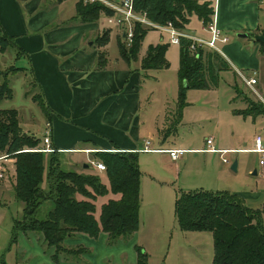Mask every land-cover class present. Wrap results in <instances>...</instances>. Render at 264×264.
Listing matches in <instances>:
<instances>
[{"label":"rangeland","instance_id":"rangeland-1","mask_svg":"<svg viewBox=\"0 0 264 264\" xmlns=\"http://www.w3.org/2000/svg\"><path fill=\"white\" fill-rule=\"evenodd\" d=\"M63 1L65 0H44L40 3L38 13H50L57 7L60 16L56 18L60 20L55 24L52 22L34 34L45 38L49 32L70 26L68 23H62L61 20H69L75 16L76 4L82 0H68L61 5L58 4ZM209 1L214 3V0ZM253 1L259 11V32L264 34V0ZM83 5L86 4L83 3ZM23 6L27 8L25 3ZM107 10L111 13L97 12L99 14L98 24L101 23L105 27L98 37H91L87 40L94 41L98 47L102 46L105 53L107 51L105 46L108 43L107 41L105 44V40L109 39L107 35H110V29H116L108 24V20L113 17L114 13ZM23 11L26 20L38 14L30 13L26 9ZM136 12L140 13L137 10ZM138 26L143 28L137 24L134 28ZM124 28L126 27L117 29L123 33ZM202 29L203 23L197 16H192L191 32L201 37ZM252 33L244 29L226 35L230 40L229 45L233 43L241 45L245 52L244 55L247 54L246 62L249 66H253L258 61L261 72L260 84L252 90L245 85L239 74L230 71L223 72L219 79L210 81L213 85L211 90L189 89L184 91V102H190L193 108L186 110L184 119L177 130L175 126L179 111L176 103L179 102L182 87L179 77L182 49L180 46L170 45V37L155 30L148 32L143 43L145 50L150 44L159 43L163 39V44L169 46L166 56L170 64L167 71L151 75L150 79L145 81L146 100L151 99V102L146 101V116L148 111L152 110L149 116L153 121L160 122L162 126L166 124L167 114L171 118L166 127L167 131L153 133L152 138L146 137V142H153L152 149L160 147L154 142H165V147L176 146L183 150L200 151L206 147V141L212 137L215 149L232 152L227 155L231 161L230 164H224L220 154L197 152L186 154L178 161H173L168 154H139L143 177L141 179L140 227L137 233L131 238H122L114 244H110L109 236L103 231L97 238H91L84 233H76L64 241L62 246L66 251L59 253L58 262H56L54 256L57 248L48 246L42 234H25L21 230H16V222L23 218V205L17 202L14 190H12L15 181L14 161L6 159L2 162L4 179L0 180V264H138L139 250L145 259L147 256V264H214L215 249L212 233L184 232L178 224L176 202L181 193L191 191H230L240 194L243 198L264 193V167L260 166L261 155L255 152H239V150L255 148L256 136L261 135L264 138V122L262 119L235 116L236 112H241L238 109L246 108L243 102L249 101L258 105L262 103L259 94L264 96V53L261 50V43L255 42L256 36ZM30 34H33L32 31ZM263 34L259 35L264 36ZM119 46L120 41L118 43L116 36L113 37L109 44L110 58L114 63L113 68L117 67L115 62L120 57L119 48L121 46ZM219 47H223L221 43ZM233 64L235 68L240 69V65L235 62ZM134 65V62L131 63V67ZM12 66L28 70L11 74L8 77L14 96L13 99L0 100V110L16 109L19 112L23 131L43 139L40 142L41 148H47L43 136L46 128L45 114L38 102L33 100L36 97L38 101H41L42 98L39 90L32 83L29 60L27 57L18 56L12 48L5 54L0 52V69L8 71ZM245 76L251 77L252 75L245 73ZM3 83L4 78L1 80V84ZM260 85L263 89L262 93ZM233 86L239 92L236 102L233 101L235 96ZM175 91L178 92V99L174 97ZM151 123L148 121L146 124ZM53 156L60 159L64 165L60 154L56 153ZM76 157L82 158L81 156ZM48 160L47 157V164ZM67 160L68 158L65 162ZM95 162L90 158L86 164L91 166ZM234 162L238 163L237 171L232 169ZM79 169L81 172V165ZM90 173L93 172L88 171L87 174ZM103 181L109 186L107 176L103 177ZM44 187H47L46 182ZM252 201L258 202V198ZM104 203L105 199L100 198L96 204V218L100 225ZM45 209L44 207L42 210ZM43 213L41 217L44 216Z\"/></svg>","mask_w":264,"mask_h":264},{"label":"trees","instance_id":"trees-1","mask_svg":"<svg viewBox=\"0 0 264 264\" xmlns=\"http://www.w3.org/2000/svg\"><path fill=\"white\" fill-rule=\"evenodd\" d=\"M134 6L152 22L160 25L172 23L181 31L186 29L194 15L204 27L212 23L215 15V8L208 0H134ZM101 11L111 13L101 4L83 5L80 2L77 4L76 19L82 23H96L99 20L97 12ZM148 31L138 26L134 30L131 46L120 43L121 47L126 48L122 50L119 46L120 55L125 61L131 63L138 60ZM108 40H105V44ZM191 45L190 40H181L180 110L185 106L184 91L210 90L213 87L210 81L219 79L222 72L231 69L218 52L203 47L192 51ZM10 48L18 56H25V52L16 45L14 37L9 36L0 23V52L5 54ZM168 48L164 44L150 46L141 61L142 69L168 70ZM27 70L15 66L8 71L0 69V100L13 99L14 93L8 77ZM29 72L32 73V70L29 69ZM3 78L4 83L1 84ZM235 91L239 96L238 89L235 88ZM33 100L38 102L43 113L49 117L50 109L44 99L38 101L35 97ZM246 103V110L237 112V115L264 117L263 103ZM40 142L39 138L24 133L16 109L0 110V157L5 156L14 161L15 181L12 190L17 202L23 205V218L16 222V230L25 234H42L48 246L57 248L54 256L56 262L59 253L66 251L62 246L64 241L76 233L97 238L103 231L109 236L110 244H114L122 238H131L139 230L142 172L138 153H96L106 167L109 188L91 166L81 173L67 169L60 159L53 156L56 151L41 152L43 148ZM88 171L93 173L87 174ZM110 193L113 197L102 206L100 225L96 218V204L98 199ZM44 207L46 209L43 211ZM176 214L184 232L212 233L214 264H264V201L260 208L253 209L246 205L239 194L228 191H191L178 196ZM140 251L138 264H147V256L145 259Z\"/></svg>","mask_w":264,"mask_h":264},{"label":"crops","instance_id":"crops-1","mask_svg":"<svg viewBox=\"0 0 264 264\" xmlns=\"http://www.w3.org/2000/svg\"><path fill=\"white\" fill-rule=\"evenodd\" d=\"M42 1L44 0H0V23L6 33L14 37L16 45L25 52L24 57H27L29 60L30 69L32 70L30 74L32 83L39 90L40 95L50 109V116L47 117L45 115L46 128L43 136L45 138L46 132L50 131V147L57 154H60L65 168L81 173L84 171L83 169L89 168L90 165L86 163L90 158L96 162H100L96 153L101 151L168 154L167 151L169 150H183V148L176 146L165 147V142H154L158 143L160 147L152 149L153 142L150 141L149 148L152 152H144L148 143L146 142V137L152 138L153 133L167 131L166 127L171 120L167 114L166 124L162 126L160 122L153 121L151 116H149L152 110H149L146 116V101L151 102V99L146 100L145 81L149 80L151 75H158L167 70L144 71L141 61L145 57L148 48L163 44V39L159 43L150 44L145 50L143 42L139 59L133 61L134 67H131V63L133 62H126L120 55L115 62L117 67L113 68L112 65L114 63L110 58L109 44L115 36L118 43L119 41L120 43H125L124 33H121L117 28L110 29L109 40L105 46L106 53L103 51L102 46L98 47L94 41H87L91 37H98L105 26L101 23L98 24V22L82 23L77 21L78 1L76 4V15L69 20H61L62 23L70 25L67 26L68 28L49 32L45 38L40 37L34 33L44 29V27L52 22L55 24L56 21L60 20L56 18L60 16L57 7L50 13H38L37 10ZM67 1L65 0L58 4L61 5ZM23 3H25V7L27 8H24ZM213 6L215 8L213 20H215L217 28L221 31L222 38L228 39L225 43L218 42L217 44L221 51L219 54L231 67L226 72L233 71L237 74L241 72L243 75L249 73L252 75L251 77L257 79L256 85H259L261 72L258 61L255 60L256 63L253 66H249L246 62L247 54L244 55L245 52L241 45L238 43L229 45L230 40L226 35L227 33L244 29L253 32V36L263 34L259 32L260 17L258 7L254 4L253 0H214ZM24 9L29 10L30 13L36 12L38 14L26 20L23 13ZM190 29L191 19L183 32L198 37ZM30 31H32V35ZM155 31L160 32L158 30ZM202 33L201 38L211 37V34L206 31L204 26ZM219 43L222 44V48L219 47ZM170 45L174 44L170 42ZM88 49L89 51H87ZM261 50L264 53L263 45ZM101 58L102 61L100 60ZM101 62H103L102 66L100 65ZM233 62L240 65V69L237 67L236 69ZM260 88L262 93L263 89L261 85ZM233 90L235 91L234 86ZM177 95L178 92L175 91L174 97L178 99ZM259 96L264 104V96H261V94ZM237 98L238 95L235 91L233 101H238ZM179 103L180 98L178 104L176 103L177 110H180ZM243 103L247 108V103ZM184 104L185 106L180 110L181 112H179L176 119V130L183 121L186 110L193 108V104L190 102H184ZM246 108L238 110L244 111ZM236 113L235 116L243 117ZM254 119H262L264 122L263 116ZM148 121L152 123L146 124ZM258 136L262 138L264 146V138L261 135ZM206 149H208L207 141L206 147L200 151L184 149L187 152L180 159L186 154L197 152L218 154L205 152ZM254 149L239 150V152H252ZM76 156H81L82 158H77ZM67 158L68 160L65 162ZM80 165L82 166L81 172L79 171L81 170L79 169ZM91 168L102 178V182L104 183L103 177L107 176L106 172L99 171L92 165ZM106 186L110 188V185ZM217 192L221 191L218 190ZM112 197L110 193L102 199H105L106 203ZM257 198L258 202L252 201ZM244 201L250 208H260L264 201V193L262 195L254 194L253 197L248 196V198H244Z\"/></svg>","mask_w":264,"mask_h":264},{"label":"built area","instance_id":"built-area-1","mask_svg":"<svg viewBox=\"0 0 264 264\" xmlns=\"http://www.w3.org/2000/svg\"><path fill=\"white\" fill-rule=\"evenodd\" d=\"M82 2L86 5H95V4H102L107 9L111 10L114 15L112 18L108 20V24L114 26L116 28H124V38L125 43L129 47L132 44L133 37H134V27L135 25H141L145 29H154L160 32L166 33L170 37L171 44L180 45L182 39H187L192 42L191 50L196 51L197 48L203 47L205 49H211L218 53H221L217 44L218 42L225 43L228 41L226 38H222L221 31L217 28L215 20L209 24V26L205 27L206 31L211 34L210 38H201L195 37L192 35H188L183 31L174 27L172 23H168L166 25H160L155 22L149 20L146 14H140L136 12L134 6V0H82ZM239 75L242 77L245 84L252 90L255 89V85L257 84V79L253 77H246L241 72H238ZM50 131L46 132V136L44 138V143L47 148H43L40 151L45 153H52L54 150L50 147ZM256 147L252 152L261 155L260 165L264 166V146L263 140L260 136H258L255 140ZM150 143H147V147L144 152H152L149 148ZM208 149L205 152L211 153H218L221 155L223 162L229 164L231 161L226 157L231 151H222L217 150L213 147V139L207 140ZM187 151L185 150H169L167 153L170 155L171 159L177 161L180 159L182 155H184ZM7 157H0V179L4 178V168L2 166V162L5 161ZM92 166L95 167L97 170L106 172V167L102 162H95L92 163Z\"/></svg>","mask_w":264,"mask_h":264},{"label":"water","instance_id":"water-1","mask_svg":"<svg viewBox=\"0 0 264 264\" xmlns=\"http://www.w3.org/2000/svg\"><path fill=\"white\" fill-rule=\"evenodd\" d=\"M254 39H255V42H260L261 44H264V36L258 35ZM186 87H188V86H186ZM86 166H88V165H86ZM232 169L234 171H237V169H238V163L237 162H234L233 163ZM254 174L256 175L257 174V171Z\"/></svg>","mask_w":264,"mask_h":264}]
</instances>
